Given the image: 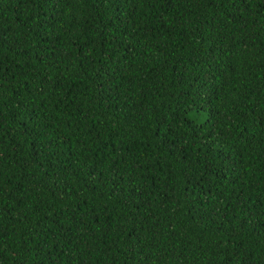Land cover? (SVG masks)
Returning a JSON list of instances; mask_svg holds the SVG:
<instances>
[{"label": "trees", "instance_id": "16d2710c", "mask_svg": "<svg viewBox=\"0 0 264 264\" xmlns=\"http://www.w3.org/2000/svg\"><path fill=\"white\" fill-rule=\"evenodd\" d=\"M0 264H264V0H0Z\"/></svg>", "mask_w": 264, "mask_h": 264}]
</instances>
